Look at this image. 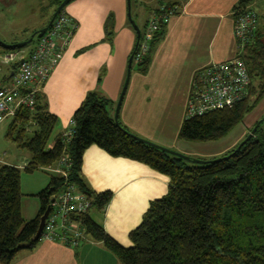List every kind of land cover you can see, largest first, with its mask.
Returning <instances> with one entry per match:
<instances>
[{
	"label": "trees",
	"instance_id": "1",
	"mask_svg": "<svg viewBox=\"0 0 264 264\" xmlns=\"http://www.w3.org/2000/svg\"><path fill=\"white\" fill-rule=\"evenodd\" d=\"M61 1L52 0L54 10ZM130 1L132 6L134 0ZM253 1L238 0L233 6L234 20ZM165 4L170 7L176 3ZM62 11L64 7L59 13ZM146 25L147 22L139 29L133 55ZM165 25L161 23L153 33L149 49L140 60L135 63L132 58L131 66L134 62L138 72L148 71L154 49L164 37ZM27 44L13 42L4 47L0 43V50L23 48ZM238 53L251 78L247 95L229 108L194 115L185 113L178 130L179 139L214 141L222 138L264 96V26L257 24L253 40ZM40 93L35 94L32 107L18 109L6 132V137L18 147L30 151L25 170L54 165L66 154L71 161V179L92 197V208L96 210H104L112 192H95L81 178L83 153L90 145L112 156L144 163L169 179L167 193L153 199L141 222L129 231L130 246L112 238L90 216V211L80 217L86 233L102 241L121 264H264V115L255 121L256 129L250 138L238 146L247 133L224 154L228 158L201 157L206 161L195 163L155 146L165 147L163 145L146 139L155 144L152 145L133 137L129 133H135L119 118L115 122L113 110L110 112L108 108V98L92 91L73 112L74 133L69 141L63 142L58 134L47 146L57 116L48 110ZM31 121L34 128L28 133L26 127ZM61 185L62 178L50 173L46 186L33 194L40 202L37 214L25 219L21 213L20 168L0 164V264H10L19 253L35 248L40 239L32 241L31 238L48 204V196Z\"/></svg>",
	"mask_w": 264,
	"mask_h": 264
},
{
	"label": "crops",
	"instance_id": "2",
	"mask_svg": "<svg viewBox=\"0 0 264 264\" xmlns=\"http://www.w3.org/2000/svg\"><path fill=\"white\" fill-rule=\"evenodd\" d=\"M20 1L0 0V3L10 9V4L17 6ZM237 1H133L135 18L132 14L131 17L139 29L162 3L175 2L180 6V10L168 18L164 37L154 49L148 71L138 72L134 62L131 66L118 113L123 125L136 135L165 147L185 154L202 151L206 153L203 157L210 158L222 155L242 139L250 123H254L256 119L242 127L237 133L238 136L230 143L219 141L220 139L214 140L207 150L191 148L189 144L192 141L178 138V130L186 113L196 72L208 64L230 59L237 52L232 15L233 6ZM253 4L254 1L252 7ZM50 5L53 12L55 7L52 0ZM64 10L78 26L66 43L62 59L44 83L40 94L46 100L48 94L55 91L61 79L66 80L67 76L76 73L79 81L76 102L73 104L75 109L90 91L108 98L110 103L116 102L125 81L128 59L136 40V31L128 18L127 0H70ZM49 19H39L30 31L46 26ZM10 24L17 25L19 22L11 21ZM258 25L264 26L260 21ZM5 35L6 31L0 30V40L3 42L7 41L3 38ZM32 47L33 45L29 48L25 46L23 49L30 50ZM78 64L80 67L75 69ZM103 65L106 68L102 70L100 68ZM9 67H2L0 86L10 80L14 68L13 65L11 69ZM101 71L103 76L100 79ZM49 111L56 114L52 110ZM112 113L114 115V108ZM71 119L72 116L58 124L59 131L56 135L67 129ZM7 139L6 134L0 137V144H3L4 148L0 151V164L22 166L17 156L14 161L5 158L10 156L12 150L14 155L19 154L13 145H8ZM25 159H28V163L29 158ZM81 178L95 192H112L105 209L97 210L100 220L92 217V210L96 209L92 208L89 214L112 238L126 246L129 245L127 233L132 225L139 223L148 204L163 196L168 186L167 176L150 166L130 158L112 156L96 145H90L83 153ZM39 207L34 205V216ZM21 213L25 219L34 217L28 216L25 203L21 204ZM94 248L97 250L95 253L91 251ZM108 254L103 242L91 236L75 247L40 239L34 249L19 253L10 264H93L95 255L105 256L107 260L111 258ZM111 260L109 264H121L116 255Z\"/></svg>",
	"mask_w": 264,
	"mask_h": 264
},
{
	"label": "built area",
	"instance_id": "3",
	"mask_svg": "<svg viewBox=\"0 0 264 264\" xmlns=\"http://www.w3.org/2000/svg\"><path fill=\"white\" fill-rule=\"evenodd\" d=\"M180 10L178 4L168 7L160 4L150 15L134 62L149 49L153 33ZM258 24V13L248 6L234 20V35L237 52L233 57L211 63L199 69L192 82L186 114H202L211 110L229 108L241 101L248 92L251 78L239 51L253 40ZM75 20L65 10L57 13L47 30L37 37L30 50L17 48L0 50V70L16 64L10 80L0 86V123L12 118L20 107H32L34 97L41 90L53 69L64 54L65 45L77 28ZM74 133V120L60 136L67 143ZM71 161L63 154L54 165L43 167L62 178V185L48 196L49 212L46 216L40 239L58 241L70 247L88 240L89 234L80 217L92 209V197L83 191L70 177ZM106 207V206H105ZM105 209V208H104Z\"/></svg>",
	"mask_w": 264,
	"mask_h": 264
},
{
	"label": "rangeland",
	"instance_id": "4",
	"mask_svg": "<svg viewBox=\"0 0 264 264\" xmlns=\"http://www.w3.org/2000/svg\"><path fill=\"white\" fill-rule=\"evenodd\" d=\"M50 1L51 0H38V2H32L30 0H21L17 6L10 4L11 5L10 9L2 6L0 3V30L6 31V35L3 37V38H6L5 39V40H7L6 43L22 42V41H26L27 39H29L31 37V31L30 30L32 28H34V26H36V23L39 21V19H42V21H45V20H48L49 17L52 15L53 7L52 8L50 7V6H52V5H50ZM133 3H132L131 14L135 18V15L133 13L134 12L133 11ZM66 7H67V4L64 6V9ZM253 8L258 13V21H260L261 24H264V0H254ZM11 21H17V22H19L20 25L19 24H17V25L10 24ZM20 21L22 23H20ZM34 42H35V38L33 41L28 43L26 45V47L27 48L31 47L34 44ZM79 67H80V64L76 65L75 69H78ZM11 68H12V66L9 67V69H11ZM13 68H15V67H13ZM105 68H106L105 65H103V66H101L100 69L103 70ZM103 73H104V71H103ZM125 73H126L125 74V78H126L127 72H125ZM2 75H3V71L1 68L0 77ZM102 76H103V74L101 71L99 73L100 79L102 78ZM78 81H79V76L76 73L69 76V77L67 76L66 80L61 79L60 82L58 83V85L56 86L55 91L50 92L48 94V96L46 97L47 99L45 100V102L47 104L48 110L54 111L56 113L55 115L57 116V122L53 128V131H52V134L49 138L47 146L50 145L53 138L58 133V131H59L58 124L62 123L63 119L68 120L69 117L72 116V113L75 109V107H73V104H75V102H76L75 101L76 100L75 95H76V89L78 88ZM254 83L257 84L258 81H254ZM101 94H103V93H101ZM116 102H117V100H116ZM116 102H111L109 104L108 108L110 109V112L113 110V108L115 109ZM76 106L78 107L79 105H76ZM263 115H264V96L259 100L257 105L249 113H247L245 115L243 120L241 122H239L238 124H236L225 136L220 138L219 141H227L228 143H230L231 141H233L234 138H236L238 136L237 133H238V131L241 130L242 127H245L246 124H249L253 119L258 120ZM10 121H11V118H7L3 122L0 123V137H2L3 134L4 135L6 134ZM254 123L251 122L250 126L253 127ZM250 126L246 130L245 135L249 132V130L251 128ZM26 128H27L26 130L28 131V133H30V131H32L34 128V122L31 121V123H27ZM243 137H242V139H243ZM188 141H190V140H188ZM211 142H213V141H192V142H190L189 145L191 148H195L197 150H207L208 149L207 147H208V145H211ZM7 143H8V145H13L14 149L19 151L18 152L19 154L14 155V153H13L14 150H12V153H10V156H14V157L6 156L5 158L9 161H14L16 156H17L18 162H22L21 163L22 166H19V168H20V188H21V192L23 193V196L21 198V204L25 203L26 212L29 214L28 216H34V214H35V213H33L34 212L33 211L34 205H37L39 207V201H38V198L33 195V193L38 192L39 190L43 189L46 186L48 179H49V176H50V172L46 171L43 168H36L32 171L25 170L24 167L27 165L26 160H28L25 158L27 157L30 160V158H31L30 151H28L26 148L18 147L13 141H10L8 139H7ZM238 143L233 145L230 149L225 151L222 155H224L225 153L230 151ZM167 148H169V147H167ZM3 149H4L3 144H0V151ZM172 150H174V149H172ZM177 152H180V151H177ZM180 153H182V152H180ZM182 154H185V153H182ZM204 154H206V153H203L202 151H197L196 153H188L185 155H188V156L193 157V158H197V157L198 158L202 157V158H206V159L210 158V157H203L202 155H204ZM222 155H220V156H222ZM216 157H219V156H216ZM167 179H168V177H167ZM168 184H169V179H168L167 185ZM167 191H168V186L166 188L165 194L167 193ZM92 217H95L96 220H100L99 213L97 210H92ZM141 220H142V218L140 219L139 223L141 222ZM137 225H132L130 230L135 228ZM129 231H128V233H129ZM131 243L132 242H131L130 238H128V244L129 245H127V246H130ZM124 246H126V245H124ZM91 251L93 253L97 252V250L95 248L92 249ZM108 252H109L108 256L111 258H114V255H115L114 252H112L109 249H108ZM111 258H108L106 260L105 256L102 257L99 255H95V260H94L93 264H98V263L99 264H109L112 261Z\"/></svg>",
	"mask_w": 264,
	"mask_h": 264
},
{
	"label": "water",
	"instance_id": "5",
	"mask_svg": "<svg viewBox=\"0 0 264 264\" xmlns=\"http://www.w3.org/2000/svg\"><path fill=\"white\" fill-rule=\"evenodd\" d=\"M70 0H62L61 3L56 7V9L53 11L52 15H51V18L49 19V22L46 26L34 31L32 34H31V37L29 39H27L26 41H22L20 42V44H27V43H30L34 37H40L46 30L47 28L49 27V25L52 23L53 19L55 18V16L57 15V13H59V11L69 2ZM127 8H128V18L131 22V24L133 25L135 31H136V38H137V41L139 39V36H140V30H139V27L136 25L134 19L131 17V1L130 0H127ZM137 41L135 43V46L137 45ZM0 43L4 46V47H9L11 44L10 43H6V42H3L0 40ZM132 58H133V54L131 53V55L129 56V59H128V65H127V75H126V78H125V81H124V84H123V87L121 89V92H120V95L118 97V100H117V103H116V106H115V109H114V120L115 122L118 121V113H119V109H120V106H121V102H122V99H123V96H124V93H125V90H126V87H127V83H128V80H129V75H130V71H131V62H132ZM256 127L254 126L249 132L248 134L246 135V137L239 143L238 146H240V144H242L243 142H245L248 138H250L252 136V134L254 133ZM131 134L133 137H135L136 139H139V140H143L144 142H147L149 144H152V145H155L154 143L138 136V135H135V134H132V133H129ZM155 146H158L170 153H173V154H176L186 160H189V161H192V162H195V163H202V162H205L206 160L204 159H200V158H193V157H190L188 155H185V154H182L180 152H177L175 150H172L170 148H166V147H161L159 145H155ZM225 158H228V155H223V156H219V157H216L214 160H221V159H225ZM49 212V206L47 205L44 212L41 214L40 218H39V223H38V227H37V231L36 233L33 235V237L31 238L32 241H37L40 239V235H41V231H42V228H43V225H44V222H45V219H46V216Z\"/></svg>",
	"mask_w": 264,
	"mask_h": 264
}]
</instances>
